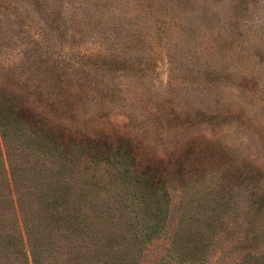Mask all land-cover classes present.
Listing matches in <instances>:
<instances>
[{"label": "rangeland", "instance_id": "1", "mask_svg": "<svg viewBox=\"0 0 264 264\" xmlns=\"http://www.w3.org/2000/svg\"><path fill=\"white\" fill-rule=\"evenodd\" d=\"M0 121V264H264V0H0Z\"/></svg>", "mask_w": 264, "mask_h": 264}, {"label": "trees", "instance_id": "2", "mask_svg": "<svg viewBox=\"0 0 264 264\" xmlns=\"http://www.w3.org/2000/svg\"><path fill=\"white\" fill-rule=\"evenodd\" d=\"M1 124H2V122L0 121V125ZM139 180H141V184L143 185V189L146 190L145 192H143V196H142L143 198H140V199L143 202V205H146V204L148 205V202H149L148 197L152 194L151 193V186L153 185V183H152L153 179L144 174V176ZM39 193H41L40 196L38 195L41 199V202H43L45 207L47 209H49L47 215H48V217H50V221L56 223V221H57L56 215L58 214V216H59V210L57 211V207L60 205V202L65 197V195H66L65 192H63L62 190L51 191V190L41 189V190H39ZM28 222L25 221V228L27 229V233H29V234H27L26 239L29 242V244L31 245L30 246V253H31V256L33 257V263L34 264H41L40 255H41V251H42V249H44V247L43 246H39V248L37 247V241H39V237H38V234L35 235V233H34V227L32 226V224H34V221L28 220ZM41 229H43V228H41ZM74 229H76V227H74L73 230ZM3 236H7V234L4 233ZM38 252H39V262H38ZM110 259H112V258H110Z\"/></svg>", "mask_w": 264, "mask_h": 264}]
</instances>
